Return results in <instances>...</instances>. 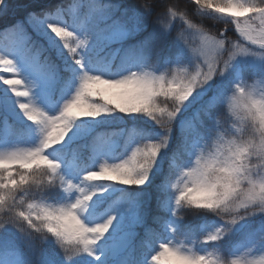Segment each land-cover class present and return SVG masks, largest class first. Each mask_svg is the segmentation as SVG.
I'll list each match as a JSON object with an SVG mask.
<instances>
[{"label":"clouds","instance_id":"obj_1","mask_svg":"<svg viewBox=\"0 0 264 264\" xmlns=\"http://www.w3.org/2000/svg\"><path fill=\"white\" fill-rule=\"evenodd\" d=\"M88 2L61 0L28 13L47 21L74 66L73 90L54 114L33 102L22 87L25 80L11 75L13 60L0 58V84L21 98V113L39 133L34 146L0 151V233L15 232L24 246V264H38L48 243L57 247L63 264L80 256L98 260L96 246L116 216L92 211L94 198L111 185L139 189L147 184L161 154L168 152L182 112L237 60L246 59L259 69L251 78L228 80L214 100L180 120L182 141L168 155L160 186L174 221L210 215L218 223L206 225L198 237L177 235L169 224L172 238L158 242L146 264H264V222L238 253L219 250L242 221L257 216L264 221V0H132L131 10L95 0L96 7L119 13L112 23L130 36L146 28L150 32L132 44L98 48L86 62L82 53L91 34L78 35L69 23L74 9ZM8 7V0H0V15ZM170 40L178 52L166 56ZM130 53L135 60L121 64L119 59ZM44 63L58 75L47 56ZM117 113L143 117L157 131H129L122 141L120 133L107 134L117 141L120 159L100 156L76 182L62 174L49 150L62 145L78 122ZM194 245L212 247L200 252Z\"/></svg>","mask_w":264,"mask_h":264},{"label":"trees","instance_id":"obj_2","mask_svg":"<svg viewBox=\"0 0 264 264\" xmlns=\"http://www.w3.org/2000/svg\"><path fill=\"white\" fill-rule=\"evenodd\" d=\"M77 3L78 0H73ZM109 4H120V6L127 7L129 10L135 8L132 0H105ZM9 7L7 15H0V31L17 21L24 24L27 40L24 47L27 52L24 53V57L31 59L34 55H38L39 63L41 64L42 72L48 75L50 70L44 63V57L47 56L50 61L54 62L57 66L58 74L61 79L58 83L54 84L51 95L53 98L58 95V89L64 91L65 85L73 77L72 69L74 66L67 58L66 53L58 45L53 47L50 42H47L45 37L40 35L34 26L27 23L26 18L29 12H39L43 8L52 7L61 3V0H8ZM61 14L64 13V9H60ZM74 13L71 16L69 27L80 33H90L91 40L88 47L82 53L85 57V61L89 59L93 52L98 48H102L108 45L115 48L120 44H132L136 41L143 40L149 35L150 29H145L139 32L134 37L127 34V36L114 43L107 42V36L117 28H122L118 24H113L112 21L116 15L111 14L110 11H105L102 8L95 6V0H89L88 3L80 4L77 9H74ZM4 47L5 50L12 48V45L0 41V47ZM178 52L176 45L170 40L165 47L164 55L173 56ZM135 60L134 54H129L119 59L121 64H130ZM243 75V74H242ZM245 76V75H243ZM225 84L219 83L215 88L211 90L210 94L215 95L223 89ZM7 89L3 84H0V128L4 123L8 124L10 130V138H16L22 140L32 132V125L26 123H20L15 117H10L6 114L8 105V99L10 96L6 95ZM205 100L200 106L208 103ZM199 106V107H200ZM12 108V107H11ZM191 112H182L180 119L188 118ZM179 121L174 126L169 149L167 153H162L158 160L156 168L153 170L149 178V182L139 189L128 188L123 185H111L107 188V191L100 197L94 198L96 208L98 211L103 210L107 206L112 207L116 211V221L114 225L109 229L105 238L96 246V254L99 259H93L88 256H80L75 259L76 264H136L134 254L136 255L144 242H154L158 234L157 225L160 219H163L162 200L165 195L161 191V185L164 175L168 166V155L175 150L181 143L182 138V126L179 125ZM89 124L93 130L90 134L83 139L72 143L69 147L59 151V156L63 159V167L66 169L69 162L75 159L76 165L71 166L70 169L74 173L75 178L79 180L82 174V168L93 161H98L100 156L109 162H114L121 158L120 148L117 145V141L108 138L107 134L120 133L117 138L122 141L123 134L129 131L143 130L148 133H155L157 129L155 126L143 117H129L122 114H115L114 116H102L96 120H89ZM1 139V131H0ZM100 141V142H99ZM91 142V143H90ZM114 142L117 148L109 151H103L95 149L101 147L106 149L109 144ZM50 195H57L56 193H50ZM213 216L199 215L196 217L187 216L179 225L176 226L177 235L191 234L195 237L198 233V227L201 221L214 220ZM125 233L129 236V245L125 252L118 257H112L110 254V246L112 241L120 234ZM237 234V233H236ZM243 242L239 240L238 235L231 234L226 237L220 245H223L225 252H229L235 243ZM222 252V250H220ZM124 257H126L124 259ZM25 252L24 246L19 242L15 232L6 231L0 233V264H5L8 261H15L16 264H24ZM43 264H63L62 256L54 244L48 243L44 246L43 251L39 257ZM39 264V261H38Z\"/></svg>","mask_w":264,"mask_h":264},{"label":"rangeland","instance_id":"obj_3","mask_svg":"<svg viewBox=\"0 0 264 264\" xmlns=\"http://www.w3.org/2000/svg\"><path fill=\"white\" fill-rule=\"evenodd\" d=\"M34 28L37 31H39L40 35L45 37L47 42H50L49 38H48L50 36V33L46 34V30H41V29L36 28V27H34ZM77 34H78V32H77ZM127 34L128 33L126 30H124L122 28H117V29H114L113 31H111V33L107 36L106 40L109 43L117 42V41L124 39L127 36ZM0 53L7 54V55L11 56V58H13L16 61L20 77L22 79H24L25 84L29 86L31 98H32L33 102L37 106L44 109L45 111L49 112V114H54L55 111L58 110L62 101L64 99H66L68 97V95L71 93V91L73 90V87L75 84V79L71 78L70 81L65 85L64 91L60 90V88H61V86H60V88L58 89V95H56V97L53 98L51 96V91H52L51 88H53L54 84H56V83H58V81H60L61 76L59 74L58 75L51 74L48 77L44 76L41 73L40 65L37 62V56L35 57L36 58L35 61L33 59L32 60H26V59H24L22 52H18L15 47H13L10 51H5L4 47H0ZM258 70H259L258 66L255 65L250 60H246V59L245 60H237L234 63L232 69L229 70V72L227 73V75L225 77L219 78V79L211 82V84L207 88V91L198 100H195L194 103L190 102V106H188L184 112H187V113L191 112V115L189 116V117H191L194 115L196 109L199 108V106L202 102H204L205 100H208L209 102L214 100L215 97L213 94H211V96H209V97L207 96V94H210L211 90L213 88H215L217 86V84L222 83V82L225 84L228 80L233 79L236 76L245 75L246 77L251 78V76L255 72H257ZM6 95L10 96L8 99V105L10 107H12L9 110H7V114L9 116L14 115L15 118H17V120L22 124L23 123L31 124L33 129H32V132L29 133L26 138H24L22 140H18L14 137H13V139L9 138L8 127H7V125H4L3 129H2L3 134H2V137L0 139V151L10 150V149L16 148V147L34 146L39 139V133H38L36 126L24 118L23 114L20 112L19 108L17 107V98L14 97L13 94L8 89H7ZM194 99H195V97H194ZM180 120H183V118ZM180 124L181 123L179 121V125ZM92 130L93 129H92L91 125L89 124V120L78 122V125L76 127H74L72 132L69 133V136L65 139V142L62 145H58L56 147V149H50L49 150L51 158L57 159L61 163L62 174H64L67 178L72 179L74 182H76L77 179H75L74 174L72 173V171L70 170L69 167L75 166L76 160L72 159V161L68 164V166L65 169L63 167V159L61 158V156H59L58 153L60 150H63L64 148L69 147L72 143L83 139L85 136L90 134L92 132ZM181 140H182V138H181ZM115 148H117V145L115 143H111L108 145V147L106 149H103L102 146L101 147L98 146L95 149H98V150L100 149V151L102 153L103 151L113 150ZM97 162L98 161L95 160L91 164L86 165V167L82 168V172L88 170L89 168L94 169ZM162 206H163V211H162L163 219H160V221L157 225L158 234L156 236V239L154 240V242L150 241V242H144L142 244V247L140 248L138 253L136 255L134 254L133 259H134V261H136V264H146V260H147L148 255L151 252L156 250L157 243L158 242H164V241L172 238L171 234L168 232V225L169 224H172L174 227H176L177 225L180 224V222L174 221L171 218V216H170V202L166 199V197H164L162 200ZM103 210H105L106 212H111L116 216L115 210L110 206H107ZM92 211H94V212L98 211L96 209L95 200H94V205H93ZM115 220L113 221V225L115 223ZM262 222H264V221H262V218L259 216L253 217V218L246 220V221H242L239 225H237L235 227V229L233 230V232L231 234L238 235L239 240H243V242H241V241L237 242L232 247V249L227 253L225 252V248L223 247V245L219 244V250H222V254H224V255H231V254L238 253L241 250V248L247 243L246 237L250 233H252L255 229H257ZM211 223H218V221H216V218L214 220L201 221L200 225L198 227V233L195 237H198L200 235V233L204 230L205 226L208 224H211ZM128 244H129V236L127 234L123 233V234L119 235L118 237H116L113 240L111 247H110L111 256L112 257H118L121 254H123L125 252ZM210 247H212V245H194V248L200 252H204L205 250H207ZM125 258L126 257H124V259ZM5 264H16V262L11 260V261L6 262ZM39 264H43L41 259L39 260ZM72 264H76V261L74 260L72 262Z\"/></svg>","mask_w":264,"mask_h":264},{"label":"snow or ice","instance_id":"obj_4","mask_svg":"<svg viewBox=\"0 0 264 264\" xmlns=\"http://www.w3.org/2000/svg\"><path fill=\"white\" fill-rule=\"evenodd\" d=\"M2 15H7V11L5 13H3ZM26 21L31 26H34V27L39 28L41 30H46V34L50 33L47 29V26H46L47 21L45 19H43L39 16H27ZM48 38H49L50 44L53 47H56L58 45V41L56 40V38L54 36L51 35V33H50V36ZM26 40H27V33L25 30L24 24H22L19 21H17L16 23H14V24L10 25L9 27L4 28L2 31H0V41L7 42V43L11 44L12 46H14L16 48V50L18 52H23V53L27 52V49L24 47ZM5 56L8 59L13 60L12 67L14 69V72L11 73V75H15L18 79H22L20 77L16 61L13 58H11V56L4 54V53H0V58H4ZM32 59L35 61V59H36L35 55L32 57ZM22 80H24V79H22ZM22 87L24 88V90L30 91V89L28 88V86L26 84L22 85ZM14 97H16V96H14ZM16 98H17V107H18V104L21 102V98H19V97H16ZM72 110L73 111H79V110L75 109L74 107Z\"/></svg>","mask_w":264,"mask_h":264}]
</instances>
